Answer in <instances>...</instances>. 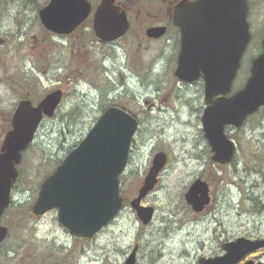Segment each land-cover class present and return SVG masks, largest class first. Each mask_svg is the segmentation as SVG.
Returning a JSON list of instances; mask_svg holds the SVG:
<instances>
[{
  "label": "rangeland",
  "instance_id": "rangeland-1",
  "mask_svg": "<svg viewBox=\"0 0 264 264\" xmlns=\"http://www.w3.org/2000/svg\"><path fill=\"white\" fill-rule=\"evenodd\" d=\"M249 5L252 40L243 54L234 90L248 78L264 37V0H249ZM137 34L132 30L113 47H69L64 60L61 56L67 65L61 72L69 76L64 98L53 117L40 124L34 142L22 155L12 202L1 221L9 227V236L0 247V264H125L134 248V264H197L201 257L221 255L225 242L264 238V107L241 128H226L228 137L237 143V152L229 164L218 168L210 159L201 129L203 82L187 84L175 79L178 49L173 39H142L137 44ZM39 60L43 62L37 66L43 72L37 75V95L57 84L48 53ZM0 100L1 145L15 108L14 97L2 82ZM111 104L138 120L128 164L120 176L125 204L92 238L79 239L58 223L56 209L38 217L29 211L43 179ZM156 152L166 153L167 161L158 183L141 202L154 209L152 220L142 224L129 201ZM197 178L212 186V203L200 213L192 211L183 197ZM247 260L264 262V248L248 253L237 264Z\"/></svg>",
  "mask_w": 264,
  "mask_h": 264
},
{
  "label": "water",
  "instance_id": "water-1",
  "mask_svg": "<svg viewBox=\"0 0 264 264\" xmlns=\"http://www.w3.org/2000/svg\"><path fill=\"white\" fill-rule=\"evenodd\" d=\"M69 0L68 12L77 7ZM78 3V2H77ZM75 8V9H77ZM74 9V8H73ZM112 22H103L107 16ZM115 15V16H114ZM248 0H182L172 11L173 24L179 29V52L174 77L185 83L202 79L204 109L201 115L203 136L207 140L212 160L229 163L235 154V144L225 133L226 126L240 127L246 118L264 105V38L262 51L250 64L244 86L231 94L242 56L251 39L247 21ZM46 27L62 33L65 29ZM128 23L123 11L103 0L96 11L94 30L103 41L121 37ZM164 27L147 30L148 37H159ZM62 97L61 90L48 93L37 105L21 100L11 116V128L0 147V218L11 202V189L18 177L22 152L32 143L38 125L51 117ZM138 121L126 111L110 106L97 118L85 137L48 175L39 187L32 205L34 215L57 210L58 222L71 235L91 238L121 211L124 199L120 195L119 176L125 170L133 135ZM164 152L156 153L129 205L138 219L147 224L154 213L152 207L141 204L158 181L166 163ZM186 203L194 212H201L209 201L208 184L196 179L184 193ZM8 234L0 225V245ZM264 247L263 239L238 237L222 244L223 254L198 259L197 264H237L248 253ZM135 248L125 264H134ZM243 264H264L247 260Z\"/></svg>",
  "mask_w": 264,
  "mask_h": 264
},
{
  "label": "flooded vegetation",
  "instance_id": "flooded-vegetation-1",
  "mask_svg": "<svg viewBox=\"0 0 264 264\" xmlns=\"http://www.w3.org/2000/svg\"><path fill=\"white\" fill-rule=\"evenodd\" d=\"M71 1L75 5V0ZM102 1L77 0L78 8L72 7L68 12L69 0H0V83L12 93L14 107L21 100H29L35 105L48 93L58 89L63 91L69 77L68 73L61 72L62 69H67L63 54L69 47H84L90 44L113 47L124 41V37L134 30L138 32L137 44H141L142 39L150 42L168 38L173 39L179 49L180 34L173 24L172 11L182 0H112V4L124 12L128 28L121 37L109 43L97 37L94 30L96 11ZM43 10L44 21L49 26L65 29L71 22V25H74L71 31L58 33L46 27L41 17ZM102 21L112 22L113 16L107 15ZM158 27L165 28L163 34L155 38L147 36V30ZM45 53H48V58L54 64L56 75L53 79L57 84L55 88L47 87L37 95L36 88L40 84L37 75L43 72L37 63L43 62L39 57ZM122 74L125 78L126 75ZM44 75L47 77V74ZM2 108L3 101L0 100V111ZM209 150L212 156L210 146ZM216 165L221 168V165ZM209 194L212 203L211 184Z\"/></svg>",
  "mask_w": 264,
  "mask_h": 264
},
{
  "label": "trees",
  "instance_id": "trees-1",
  "mask_svg": "<svg viewBox=\"0 0 264 264\" xmlns=\"http://www.w3.org/2000/svg\"><path fill=\"white\" fill-rule=\"evenodd\" d=\"M251 161H254V160H251ZM46 168H47V167H46ZM45 170L47 171V169H45ZM44 172H45V171H44ZM43 176H44V174L41 175L39 181L43 178ZM39 181H38V182H39ZM29 213L31 214V211H29ZM1 247H2V246H1Z\"/></svg>",
  "mask_w": 264,
  "mask_h": 264
},
{
  "label": "bare ground",
  "instance_id": "bare-ground-1",
  "mask_svg": "<svg viewBox=\"0 0 264 264\" xmlns=\"http://www.w3.org/2000/svg\"><path fill=\"white\" fill-rule=\"evenodd\" d=\"M263 162H264V160L261 161V163H263Z\"/></svg>",
  "mask_w": 264,
  "mask_h": 264
}]
</instances>
